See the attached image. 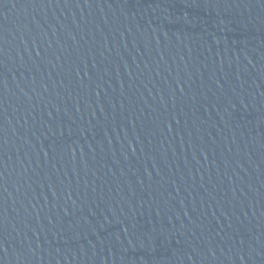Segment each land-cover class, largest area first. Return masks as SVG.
Returning <instances> with one entry per match:
<instances>
[{"label": "water", "instance_id": "obj_1", "mask_svg": "<svg viewBox=\"0 0 264 264\" xmlns=\"http://www.w3.org/2000/svg\"><path fill=\"white\" fill-rule=\"evenodd\" d=\"M0 264H264V0H0Z\"/></svg>", "mask_w": 264, "mask_h": 264}]
</instances>
